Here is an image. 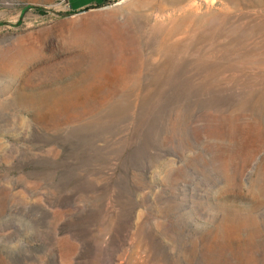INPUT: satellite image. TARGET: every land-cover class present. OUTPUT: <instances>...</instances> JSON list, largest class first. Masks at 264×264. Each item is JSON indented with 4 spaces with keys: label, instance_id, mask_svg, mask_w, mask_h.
Returning a JSON list of instances; mask_svg holds the SVG:
<instances>
[{
    "label": "rangeland",
    "instance_id": "1",
    "mask_svg": "<svg viewBox=\"0 0 264 264\" xmlns=\"http://www.w3.org/2000/svg\"><path fill=\"white\" fill-rule=\"evenodd\" d=\"M0 264H264V0H0Z\"/></svg>",
    "mask_w": 264,
    "mask_h": 264
}]
</instances>
